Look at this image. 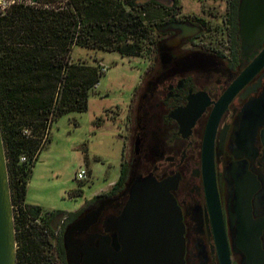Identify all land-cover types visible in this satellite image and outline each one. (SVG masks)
Segmentation results:
<instances>
[{
	"label": "flooded vegetation",
	"instance_id": "af4514ba",
	"mask_svg": "<svg viewBox=\"0 0 264 264\" xmlns=\"http://www.w3.org/2000/svg\"><path fill=\"white\" fill-rule=\"evenodd\" d=\"M200 1V11L181 10L157 36L125 180L74 210L43 208L34 221L47 243L33 257L28 240L26 264H73L71 250L84 264L103 243L121 251L114 220L138 175L169 181L183 215L185 264H264V0ZM210 136L215 181L205 169ZM96 210L95 221L79 224ZM19 247L16 235L17 264Z\"/></svg>",
	"mask_w": 264,
	"mask_h": 264
},
{
	"label": "trees",
	"instance_id": "16d2710c",
	"mask_svg": "<svg viewBox=\"0 0 264 264\" xmlns=\"http://www.w3.org/2000/svg\"><path fill=\"white\" fill-rule=\"evenodd\" d=\"M37 1L38 6L18 4L0 16V124L19 264L28 260V240L34 245L33 257L47 243L34 221L43 207L28 203L26 196L39 154L51 140V125L65 114L87 110L91 91L104 75L98 66L75 63L74 47L127 56L155 51L162 26L182 8L180 0ZM125 178L123 165L116 184Z\"/></svg>",
	"mask_w": 264,
	"mask_h": 264
},
{
	"label": "rangeland",
	"instance_id": "374dc122",
	"mask_svg": "<svg viewBox=\"0 0 264 264\" xmlns=\"http://www.w3.org/2000/svg\"><path fill=\"white\" fill-rule=\"evenodd\" d=\"M180 3L184 12L201 9L200 0ZM155 52L150 49L140 56H127L81 46L73 49L75 63L98 66L104 75L91 91L87 110L65 114L52 123L51 140L40 152L29 180L28 203L46 211H71L118 180L122 160L132 158L134 114ZM82 167L88 169V180L76 179ZM80 187L82 195L76 192Z\"/></svg>",
	"mask_w": 264,
	"mask_h": 264
},
{
	"label": "water",
	"instance_id": "95a60500",
	"mask_svg": "<svg viewBox=\"0 0 264 264\" xmlns=\"http://www.w3.org/2000/svg\"><path fill=\"white\" fill-rule=\"evenodd\" d=\"M264 138V131H263ZM139 143V137L136 144ZM206 174L215 181L213 137L205 145ZM99 210L84 217L79 224L97 219ZM123 248L110 249L108 243L91 250L84 264H185L184 222L181 208L170 191L168 180L153 175H138L132 182L130 197L123 213L114 220ZM73 264L78 263L71 250ZM0 264H17L16 226L6 150L0 124Z\"/></svg>",
	"mask_w": 264,
	"mask_h": 264
},
{
	"label": "built area",
	"instance_id": "2783aa9c",
	"mask_svg": "<svg viewBox=\"0 0 264 264\" xmlns=\"http://www.w3.org/2000/svg\"><path fill=\"white\" fill-rule=\"evenodd\" d=\"M18 4L38 6L39 2L37 0H0V16L9 14L11 8ZM25 159H26L25 156H22V160ZM88 178H89L88 169L82 167L78 171L76 175V179L79 181H83V180H88Z\"/></svg>",
	"mask_w": 264,
	"mask_h": 264
},
{
	"label": "crops",
	"instance_id": "0c3cea01",
	"mask_svg": "<svg viewBox=\"0 0 264 264\" xmlns=\"http://www.w3.org/2000/svg\"><path fill=\"white\" fill-rule=\"evenodd\" d=\"M76 47H77V46H75V48H76ZM75 48H74V49H75ZM116 181H117V180H113V181L109 184V186H112ZM28 185H29V183H28ZM109 186H108V187H109ZM105 189H106V188H103V189H101V190H99V191H97V192H100V191L105 190ZM97 192H96V193H97ZM27 194H28V188H27ZM26 201H27V196H26Z\"/></svg>",
	"mask_w": 264,
	"mask_h": 264
}]
</instances>
